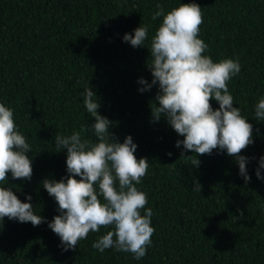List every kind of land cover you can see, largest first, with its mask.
<instances>
[{"label":"trees","instance_id":"1","mask_svg":"<svg viewBox=\"0 0 264 264\" xmlns=\"http://www.w3.org/2000/svg\"><path fill=\"white\" fill-rule=\"evenodd\" d=\"M0 264H264V0H0Z\"/></svg>","mask_w":264,"mask_h":264}]
</instances>
